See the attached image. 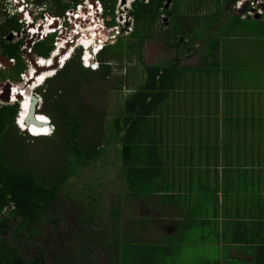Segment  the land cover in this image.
Masks as SVG:
<instances>
[{
	"label": "trees",
	"instance_id": "1",
	"mask_svg": "<svg viewBox=\"0 0 264 264\" xmlns=\"http://www.w3.org/2000/svg\"><path fill=\"white\" fill-rule=\"evenodd\" d=\"M27 1L32 2L36 7L45 6L52 16L60 17L80 3L79 0ZM118 1L100 0L105 19H110L107 26L111 29L116 26ZM167 2L168 0H134L129 11V15L134 20V30L128 35L133 42L125 45L123 43L125 41L119 40L117 44L109 46L111 48L120 47V49L123 45L127 46L130 50L129 56L133 52L139 53L146 40L149 39V33L153 32L155 25L159 22L158 20L167 16L169 18L173 16V20L177 19L175 28L179 27L178 23L183 24L185 28L167 29L168 37L165 38L169 49H181L182 52L172 62L158 65L143 63L145 67L143 76H146L144 81H141L138 89H134L133 93L127 97L123 108H119L116 112H109L117 114L120 111L118 118L114 120L111 136L106 134L109 117L106 119V112L97 111L94 107L85 106L82 102L85 88L90 87L95 80L110 78L111 61L115 57H106L102 54L108 47L99 55L101 67L98 70L85 68L81 63L82 52L78 50L75 56L62 69L57 70L55 75L38 90L43 98L40 114L49 117L55 127L52 137L35 138V140L44 139L50 143V146L45 145L44 147L45 153L51 154L45 170L28 164L23 158L28 144H25L14 133L17 129L15 121L19 106L0 107V264H85L80 257L88 260L93 249L87 247V254H81L83 251L76 252L77 246L85 243L86 245L92 243L105 245L110 264H157L156 260L161 255V247L155 246L158 244L147 246L149 242L142 240L141 234L146 220L139 218L135 212L137 211L135 205L138 201L145 203L153 198H161L162 202L173 203L171 200L173 196L163 192L165 183L159 169L162 164L159 157L162 153L156 142L158 120L154 115L158 112L164 115L166 112L164 106L165 102L170 99L169 92L177 96L179 95L177 91L182 90L183 94L187 95L186 92L192 85V78L188 76L191 73H195L191 75L193 79L202 75L199 78H206L209 83L213 79L220 80L218 75L223 74L225 75L223 82L225 86L228 82L237 85L239 77L235 73L238 64L229 63L228 60L223 63L216 62L219 57L218 53L221 51L218 42L208 44L204 55L200 53L202 62L206 66L204 69L180 66L176 60L181 54L192 57L189 53L194 40L186 36L193 33L194 29L184 21L192 19L190 23H194L191 17L193 6L185 11L184 6H179V2L174 3L172 0L166 10ZM194 2H188L187 6ZM181 11L184 16H181ZM217 12H219L218 21H221L223 8ZM2 16L5 18L0 21V52L3 57L16 59L17 62L13 69L0 70V80L19 81L20 75L26 70V65L21 58L22 42L14 43V40L10 41L9 37L14 32L19 33L23 25L19 22L18 15H9L6 11L0 10V17ZM241 26L243 29H250L257 35L264 36V14L259 20L250 16L242 19L236 15L233 32L239 30ZM140 30L144 32L143 36L139 35ZM226 37H233V33L226 29L224 38ZM55 38L56 35H52L37 43L34 47L35 55L50 59L55 48ZM185 38L189 41L183 44ZM260 47L264 48L263 45ZM195 53L197 54L198 51ZM208 57L213 58L215 62L210 65L205 63ZM209 59L207 61H210ZM140 61L143 62L142 59ZM11 70L13 72L7 75L6 72ZM122 81V78L117 79L118 83ZM206 81L204 82L208 83ZM250 120L253 119L247 116L246 121ZM88 127L90 128L87 131ZM86 133L89 134L88 137ZM90 140L95 142L90 143ZM112 144L116 146V159L122 162L120 176L123 186L116 198L111 199L109 214L103 216L102 211L99 210L101 213L98 217L95 212L103 204L102 196L95 191L101 186L98 184L97 188L90 190L70 184L74 177L79 176L81 169L89 168L101 161V157ZM158 161L161 163L159 164ZM128 197L129 205L123 206L122 203ZM67 201L72 205L70 210L75 209L71 212L75 217L78 212L88 210L85 207L87 201L88 207H91L87 217H92L102 226L101 234H106L107 228L112 225L113 235L111 234V237L108 236L106 239L91 233L86 234L84 243L78 242L77 239L73 244L66 245L67 248L59 251L42 249L39 240L42 237L43 226L45 224L46 227L48 224L57 225L59 221L57 216L62 213V206ZM95 205H98L97 209ZM81 216L84 217L83 214ZM21 248H28L27 251H32V257L27 258L22 255ZM48 252L57 255L48 257Z\"/></svg>",
	"mask_w": 264,
	"mask_h": 264
},
{
	"label": "rangeland",
	"instance_id": "2",
	"mask_svg": "<svg viewBox=\"0 0 264 264\" xmlns=\"http://www.w3.org/2000/svg\"><path fill=\"white\" fill-rule=\"evenodd\" d=\"M24 1L26 0H0V10L6 11V14H9V15L18 14L20 16L19 18L20 23L24 22L25 19L26 21H31L30 19L28 20V16H27L28 13H30V16L33 14L32 18L34 19L35 22L40 20L41 18L44 19L45 16H48V15L51 16L50 12L47 10L48 8H45V6H42V7L40 6V8L39 7L37 8L35 5H31L32 2H30L29 7L27 8L26 4L22 3ZM133 1L134 0H119L118 1V5L116 8V19H115L116 26L112 28L114 30L118 29L117 31L119 34L116 36H113L115 34H113L112 29L109 28L107 25L104 26L103 28L101 27L103 26L102 23H100L101 26H96L95 25L97 23L96 18H95L96 20L95 23L93 22L91 18L87 19V21L84 19L82 21H68L69 26L70 24H73L71 25L73 27H69V29L71 28L74 30L83 29L81 30V32L84 35L76 36L75 37L76 44L74 43L72 44V46L69 45V47H65L64 52H61L59 54L60 57L57 58V61H54L55 58H53L52 66H50L51 68L47 69L46 71H41L39 73V75L46 73L48 74V77H52L53 75H55L57 70L62 69V67L65 65V63L70 58L72 59L75 56V54L77 53L79 49L82 52L81 63L84 67H87L89 64L92 63V60H90L89 64L86 63L87 66H85V64L83 63V56L85 52H84V49L81 48L79 44H81V42L83 41H86L87 43H90L92 45L91 48H93V46L96 47V48H93V50L98 51L99 49L103 47L104 42L109 41V43L106 44L108 48H106V50L102 54L106 57H112V56L115 57V59H112L111 61L112 73L110 75V78L108 80H95L90 87H87L84 89L83 94H82V97H83L82 102L85 106H91V107H94V109H96L97 111L99 110V111L106 112V119L109 116L108 122H107V125H108L107 126L108 129L106 133L107 136H111L113 134V128H114L113 123H114V120L118 118L119 116L118 113L120 111L117 114H111L109 112L110 111L116 112L119 110V108H123L127 97L131 95V93H133L134 89L135 90L138 89V87L141 85V84L139 85L141 81H144L146 77V76H143L144 68H145L143 67L144 64L145 65H158V64H164L167 62H172L173 59H175V57L179 55V51H181V49L179 50L169 49L166 46V42H165V38L167 39L168 37V33L166 32L167 29H180V28L185 29L183 24H179V23H178L179 25L177 24V26L179 27L175 28L177 19L173 20L174 18L173 16H171L170 18L168 16L166 18L162 16L163 18H160L158 20L159 22L157 23V25H155L153 32L149 33V39L146 40L143 49L139 53L133 52V54L129 56L128 54H130L129 53L130 50L127 48V46H124L123 44H122L123 48L121 49L120 47H117V48L109 47V46L117 44L119 40L125 41L123 42L125 45L133 42L128 36L134 30V20L129 15V11L131 9V5ZM227 1L229 2V5H231L228 7L229 9L228 11L226 10V6L228 3ZM232 1L233 0H202L200 2L199 0H197L196 2H194L193 0H174V3L179 2V6H184L185 11L186 10L188 11V9L192 8L193 6L191 17L193 18L194 23H190V20L192 19H189V20L186 19L185 21L183 20L186 24L188 23L192 29H194L193 33H190L186 36L194 40L191 46L192 52L198 51L197 54L200 55V53H202L204 55L205 49L208 46V44H210L211 42L212 43L218 42L219 48L221 51L219 52V55H218L219 57L218 59H216V62L223 63L225 60H228L229 63L238 64L237 69H236L237 72L235 73L239 75L238 80H237V85L240 86L239 90L242 93H240L237 88L235 89L233 87V85L235 84L228 82L226 83L228 84L226 88L230 89L229 91L231 92L227 91L223 94V96H225L226 98L228 96L237 98L239 95L243 96L244 93L246 95L247 94L246 92L248 91L249 88L252 89V96H253V92L257 88L258 89L262 88L261 86L264 85V48L260 47L262 45L264 46V36L260 34L257 35L256 32H253L250 29H243L242 26L240 27L239 30L233 32L234 18H236V15L233 14V12H235L234 7L240 0H235L234 3ZM17 2H20L21 5H17ZM84 2L88 3V0H84ZM94 2L97 3L98 1L96 0ZM188 2L190 3L194 2V4H189L187 6ZM263 3H264V0H262V4ZM222 6L225 9L223 8V12H222L223 14H222L221 21H218L219 12L217 11L219 9L217 8L222 7ZM89 7H88V11H90V13L94 15L95 13L92 12L91 6ZM20 8L25 9L23 15H20L18 13L20 10H22ZM243 9L246 10V7H244ZM243 9L240 12L241 13L240 16L242 17V19H244V16L246 14V12H242L244 11ZM226 15L228 17H226ZM256 15H258V13L253 14V17H255ZM181 16H184L183 11H181ZM0 18H5V16H2ZM170 20H171V25H170ZM258 23L260 24V22ZM22 25H23V29H21L20 33H22L23 31H27L26 29L27 24H22ZM107 29H111V31L108 32ZM226 29L229 32L233 33V37L224 38V36L226 35ZM70 34H72V32L69 31L67 35H70ZM96 35H98L99 39H101L98 42V45H97V42L95 43ZM139 35L143 36L144 32L140 30ZM67 38L70 39L69 36ZM13 39L16 42H18L19 40V38H13ZM13 39L11 41H13ZM188 41L189 40L185 38L183 41V44H185ZM201 47H203L204 49H202ZM68 54H69V57H68ZM199 55L192 56L189 58H187L186 56H181V57L179 56V58H177L176 61L180 63V65H183V66H189V67L201 66L202 59ZM209 57L207 59H209ZM92 58L94 59V62L98 63V65L101 67V63L99 62V54L97 55L96 58L94 55H92L90 59ZM140 59H142L143 62H141ZM207 59L204 62L209 65L215 62L213 58H210L209 59L210 61H207ZM26 68H27L26 71H29L32 69L31 66L30 67L27 66ZM90 69L93 70L92 67H90ZM12 72L13 71L11 70V71L6 72V74L8 75V74H11ZM192 74L195 75V73H191L189 75H192ZM190 77L193 79V76H190ZM197 77H202V75H199ZM120 78H122L123 81L121 83H118L117 79H120ZM33 80L35 81V85L37 86L36 84L37 80L36 79H33ZM256 80H258V82H256ZM12 82H13L12 85H8L10 86L11 91H14L15 88H22V90L26 92L25 88H26L27 83L23 82L21 77L18 82L17 81H12ZM117 83L119 87L121 86V88H118V86L116 87ZM196 83L197 82H195V84ZM36 86H33V87H36ZM30 89H32L30 90V92L32 91L31 95H33V92L35 89L34 88H30ZM38 90L39 89L36 90L37 94H38ZM3 93H4L3 83H2V80H0V107L4 105L6 106L15 105V103L20 102V99H18L14 103L12 102V99L10 98V101H9L10 104H7V102L3 100V96H4ZM169 93H170V99L165 102V108L169 107L172 101L174 100V94L172 92H169ZM177 93L179 94L180 90H178ZM27 95L30 97V93H27ZM21 101L28 102L27 98H23ZM16 105H19L20 107L21 103H18ZM42 105H43V102H41V105L38 107L40 110L42 109ZM241 108L243 107L241 106ZM22 113L23 111L21 112V116H22ZM108 113L110 115H108ZM37 115H40V111L38 112ZM154 116L156 118H159V116H161V112H158ZM248 116L250 119H252L253 116L257 117V114L256 113L253 114L252 112V114ZM220 118H221V115L215 114L214 119L219 120ZM182 119H186L187 121L190 122L191 117H189V119H187L186 117ZM182 119L180 120L182 121ZM202 120L203 122L200 124L201 128L203 130H206L205 132L210 133L211 130L207 129L208 127L207 122H210V121L208 119H202ZM48 123L49 124L52 123V120L49 117H48ZM89 128L90 127H88L87 131L89 130ZM231 132L232 131H229V133ZM14 133L25 144H28V149L26 150V152H24L25 156L23 157L28 162V164L37 166L39 169L45 170V168L49 164V158L51 154L45 153L46 149L44 150V147L45 145L47 147L50 146V143L44 139L35 140V138H33V136H30L28 132L21 131L18 126H17V129L14 130ZM53 133L50 134V136L48 137H52ZM223 133L226 136L228 133V130H226ZM86 135L88 137L89 134L86 133ZM173 139L176 143V138L173 137ZM90 141H91L90 143L95 142L92 140ZM249 142H250V145H254L253 136H252V141L249 140ZM115 147H116L115 144H112L107 149L106 153L101 157V161H98L97 163H95L89 168L81 169L79 176L74 177L71 181L72 184H70L71 186L78 185L80 188L84 187L85 189L88 188L90 190L92 189L94 190L95 188H97L98 184L101 186L100 188L97 189L98 191L97 190L95 191V193H97L99 196H102V204H103L100 209L98 208V205L94 206L95 209L98 208L95 212L98 217L100 216L101 211H102L103 216H107L109 214V210L111 209V199L114 197L116 198L117 193L122 191L123 180H122V177L120 176V168H121L122 162L116 159V152H115L116 148ZM239 154L240 155L242 154L250 155L247 152H240ZM83 180L84 182L81 183V181ZM80 183H81V186H80ZM170 196H173L171 200H174L175 203H172V204L166 203L165 205L167 207H172V208L177 206L178 207L177 210L179 211H181L183 206H188V203L190 201L189 195L185 193H177L175 195H170ZM128 200H129V197L126 200H124V203H122L123 206L129 205ZM160 200L161 198L159 199L153 198L151 201H146L145 203L143 201H138L136 203L137 205H135L137 208V211L135 212L137 214L139 213L138 216H140V218L145 216L144 219L146 218V224L144 225L141 237L143 241L149 242L147 246L159 244L157 243V242H160V239H159L160 237L158 236L159 233L157 231V227L160 228L158 221H162V222L166 221L164 220L167 218L165 216L168 215L169 217V214H171L170 216H172L173 215L172 213L175 212V210H167V208L165 212L160 210L159 209V205H161ZM71 207L72 205L69 201L63 204L62 213L60 215H63V217H65L66 219L63 221V224L61 227L54 228V226L49 225V224L47 225V227H46V224L45 226H43L42 237L39 240L40 242L39 244L42 249L50 250L53 248L52 250L59 251L60 249L62 250L64 248H67L66 245L73 244L74 242L73 239L71 240L69 239V241H67L66 243V239L68 238L70 234L68 232L69 227L66 226V224L67 222H71L73 220V217H75V215L71 213L72 211H75V209L70 210ZM85 207H87L88 210L90 211L91 207H88L87 201H86ZM88 210H85V211L83 210L81 212H78L77 215L83 214L85 219L89 218L87 217L89 215ZM161 214L165 216H161ZM60 215L57 216V219L62 218V216ZM197 215H198V220H199L198 225H196L194 229L188 230L186 234H183V239L178 240L173 237L172 239L170 240L168 239L165 242L166 243L165 247L170 252V255L168 257L163 255L160 261V264H200L203 261V257H205V259H210L212 262L218 259V256L216 255V253L212 252L211 247H209V245H205L204 243L205 241L203 242L201 240L202 232L200 229V221L202 220L201 215H205V213L199 212L198 210ZM68 216L71 217V220H68ZM79 225L80 224H78L77 229L79 228ZM96 225L97 227H91L90 231L92 233L94 232L98 233L99 231L103 230L102 226H100L99 223H96ZM127 226L130 227V225H127ZM110 230H111V225L106 230L107 235L110 234ZM53 236H54V239L51 238ZM77 239L78 237L75 238V240ZM165 243H162L161 245H155V246L162 247L163 244ZM27 249L28 248H21L20 252L22 255L26 256L27 258H31L32 251H27ZM99 249H103V248H99ZM78 251L79 250H76L77 253H79ZM50 255L53 256L57 254L48 252V257H50ZM104 255H105V251L103 250L101 252V255L99 256L98 264H110L109 261L105 260ZM80 259L81 261L83 260L85 264H88L90 262V259L85 260V258H82V257H80ZM94 260L95 258L93 259V261ZM90 264H93V263H90ZM233 264H241V263L236 261Z\"/></svg>",
	"mask_w": 264,
	"mask_h": 264
},
{
	"label": "crops",
	"instance_id": "3",
	"mask_svg": "<svg viewBox=\"0 0 264 264\" xmlns=\"http://www.w3.org/2000/svg\"><path fill=\"white\" fill-rule=\"evenodd\" d=\"M228 7L227 3V11ZM189 54L199 55L192 51ZM181 56L189 58L187 54ZM205 67L202 62L190 68ZM224 76L218 75L220 80L211 79L210 84L206 78L192 79L187 95L180 90L171 105L164 106L167 112L157 118L155 137L162 153V164L158 163L165 183L163 192L190 197L181 211L160 200V210L175 212L169 217L162 212L161 216L167 218L158 221L157 243L161 245L173 237L183 239V234L198 225L199 210L205 213L200 221L201 240L218 256L214 262L203 257L200 264H264V85L253 96L249 88L246 95L226 98L223 94L230 89L223 84ZM233 87L242 93L239 85ZM254 111L257 117L246 121ZM215 114L221 118L214 119ZM184 117H191L190 122ZM202 119L210 121H206L210 133L201 128ZM252 136L254 145L249 142ZM165 245L160 248L157 264L163 255H170Z\"/></svg>",
	"mask_w": 264,
	"mask_h": 264
},
{
	"label": "built area",
	"instance_id": "4",
	"mask_svg": "<svg viewBox=\"0 0 264 264\" xmlns=\"http://www.w3.org/2000/svg\"><path fill=\"white\" fill-rule=\"evenodd\" d=\"M26 1L22 3L26 4L28 8L30 4L29 2H26ZM94 1L96 0H92V1L88 0V3H85L84 0H79L80 3L74 9L67 11L66 14L62 17L48 15V16H45L44 19L41 18L40 20L35 22L34 19L32 18L33 14L31 16H30V13L27 14L28 20L29 19L31 20V21H27L23 23V24H27V27H26L27 31H23L22 33H20L21 32L20 31L19 32L20 34L16 32L13 33L14 38H19L18 41L22 42L21 58L23 62L25 63L26 67L27 66L32 67L31 70L24 71L20 75V77L22 78V81L27 83L25 90L27 88H34L37 90L39 87L35 85V81L33 82V79H32L33 75L38 74L37 69L34 66V63H36L37 66H43L42 62L44 61L43 59L35 55L34 47L36 46L37 43L46 39L49 34L55 32L57 33V37L55 38V42H54V46L56 48L55 53H61L65 49V47H69V45L72 46V44L74 43L76 44V41H75L76 36L84 35L81 32V30L83 29H75V30L72 28L69 29V27H73L71 26L73 24H70L69 26L68 21H82L83 19L87 21V19L91 18L93 22L95 23L96 22L95 18H96L97 23L95 25L101 26L100 23H102L103 24L102 27L106 26L107 23L110 22L109 18L105 19L104 17V10H103L100 0H97L98 1L97 3H95ZM246 5L249 9L248 14L253 15L256 13V11H259L260 6L262 5V0H241L237 3L235 10H237L238 12ZM89 6H91L92 12L95 13L94 15L90 13V11H88ZM69 31L72 32L73 35L72 34L67 35ZM68 36L70 37V39L67 38ZM15 42L16 41H14V43ZM55 53L52 54V58H54ZM16 62H17L16 59H9L8 64L11 65V67H14L16 65ZM0 69H5V66L3 64H0ZM2 83H3V90L5 91L6 87L8 85H12L13 82H11L10 80H7ZM33 86H36V87H33Z\"/></svg>",
	"mask_w": 264,
	"mask_h": 264
},
{
	"label": "flooded vegetation",
	"instance_id": "5",
	"mask_svg": "<svg viewBox=\"0 0 264 264\" xmlns=\"http://www.w3.org/2000/svg\"><path fill=\"white\" fill-rule=\"evenodd\" d=\"M2 19L3 18H0V21H2ZM0 57L1 58H4L6 62H9V59L3 57V55L1 54V52H0ZM13 68L14 67H12V69ZM6 69H11V65L7 64V68ZM35 95L42 99V101H40V103H39V106H40L41 105V102H43V98H42L41 95H39V93L37 94V91H35ZM9 99H10V95H9ZM19 126L21 127L20 129L26 130L27 132L30 133V135L34 136L33 134H31V127H27L26 124H25V121H24V126H22L20 124H19ZM50 134H51V131L49 132L48 135H50ZM39 137H41V136H39ZM136 210H137V208H136ZM137 215H139V213ZM60 216H62V218L58 219L59 221H58L57 225L54 226V228L55 227H61L62 224H63V221L66 219L65 217H63V215H60ZM138 217L140 218V216H138ZM144 217H142L141 219L146 220V218L144 219ZM68 220H71V217L70 216H68ZM96 222L97 221L95 219H92V218L89 217V220H88L87 218L85 219L84 217H81V215H77V217H73V220L71 222H67V224H66V226L69 227V231L68 232L70 233L69 236H68V238L66 239V243H67V241H69V239L70 240L73 239L74 242H75L76 241L75 240L76 237H78V239H79L78 242L84 243L83 240L85 239V235L92 233L90 231L91 230V227H97ZM78 224H80V225H79V228L77 229ZM143 227H144V225H143ZM142 231H143V229H142ZM112 233H113L112 230H110V234L109 235H107V234H101V231H99L98 233H95L94 235H100L101 237L108 239L107 237L108 236L111 237V234ZM52 238L54 239V236ZM87 247L93 249V252L90 253V255H91L90 258H89L90 259V262L88 264H90V263L98 264L99 256L101 255V252L103 250L105 251V255H106V256L104 255L105 260L106 261H109L108 260L109 254H108L107 247L105 245H103L101 243H99V244H93L92 243V244L86 245V243H85V244H82L81 246H77V249L80 252L83 251L81 254H87L88 253V249L86 250ZM99 248H103V249H99ZM80 249H83V250H80ZM94 258H95V260L93 261Z\"/></svg>",
	"mask_w": 264,
	"mask_h": 264
},
{
	"label": "clouds",
	"instance_id": "6",
	"mask_svg": "<svg viewBox=\"0 0 264 264\" xmlns=\"http://www.w3.org/2000/svg\"><path fill=\"white\" fill-rule=\"evenodd\" d=\"M241 1V0H240ZM28 2V1H27ZM17 5H21L20 4V2H17ZM237 5V4H236ZM236 5H235V7H236ZM229 6H231V5H229ZM103 7V6H102ZM234 7V8H235ZM244 7H246V10L245 9H243ZM242 9L244 10V11H242V12H246V14H245V16H244V19L247 17V16H250V17H252V18H256L257 16H262L263 14H264V3L260 6V8H259V11H256V13H258V15H256L255 17H253V15H249L248 14V12H249V9H248V7H247V5L246 6H244ZM20 9H22V10H20L18 13L20 14V15H23V13H24V11H25V9L24 8H20ZM74 9V8H73ZM241 9V10H242ZM104 10V9H103ZM241 10L240 11H238L237 12V10H235V12H233V14L234 15H237V16H240V12H241ZM232 12V11H231ZM255 13V14H256ZM104 14H105V12H104ZM15 15H18V14H15ZM19 16V15H18ZM52 16V15H51ZM20 17V16H19ZM241 17V16H240ZM24 22H27L26 21V19H25V21ZM24 22H22V24L24 23ZM102 27V26H101ZM103 28V27H102ZM116 30V29H115ZM114 29H112V32H113V34H115V35H113V36H116V35H118L119 33H118V29L115 31ZM107 31L109 32V31H111V29H107ZM105 33V32H104ZM111 33V32H110ZM13 35V34H12ZM52 35H56V37H57V33H51V34H49L48 35V37L49 36H52ZM13 38H14V36H13ZM14 40V39H13ZM99 37H98V35H96V37H95V43L97 42V45H98V42H99ZM109 43V41L108 42H104L103 43V47L101 48V49H99L97 52H95L93 55L95 56V58L97 57V55L99 54L100 55V53H102V51L107 47L106 46V44H108ZM105 44V45H104ZM80 45V47L81 48H83L84 49V52L86 53L87 52V49H86V47L85 46H83L82 44H79ZM113 46V45H112ZM55 47V46H54ZM93 48H96V47H94L93 46ZM93 48H89L90 50H92L93 51ZM55 49L56 48H54V51L52 52V54H54L56 51H55ZM65 50V49H64ZM64 50L62 51V52H64ZM80 50V49H79ZM52 54H51V57H50V59H44V58H41V59H43L45 62H51L52 61V63H53V58H52ZM37 56V55H36ZM84 56H85V54H84ZM84 56H83V63L85 64V66H87L86 65V62L84 61ZM58 57H60V55H57L56 57H54L55 58V60L54 61H57V58ZM40 58V57H39ZM13 59V58H12ZM71 59V58H70ZM69 59V60H70ZM68 60V61H69ZM89 60H92V63L91 64H89L87 67H85V68H90V67H92V69L93 70H98V68L100 67L99 65H98V63H95L94 62V59L92 58V59H89ZM67 61V62H68ZM66 62V63H67ZM66 63H65V65H66ZM0 64H3L4 66H5V69H0V70H6V68H7V64H8V62H5V63H2V62H0ZM64 65V66H65ZM34 66H35V68L37 69V73L39 74L41 71H44V69H49V66L47 65V68H45V67H42V66H37V64L36 63H34ZM63 66V67H64ZM62 67V68H63ZM40 69H43V70H41V71H39ZM26 70H27V68H26ZM25 70V71H26ZM45 70V71H46ZM39 76H41V75H39ZM54 76V75H53ZM52 76V77H53ZM49 78H51V77H47L45 80H44V82L41 84V85H39V87H38V89H40L41 87H43L44 85H45V83H46V81L49 79ZM3 82V81H2ZM12 82V81H11ZM18 82V81H17ZM9 91V95H10V98L11 97H13V92L11 93V90H10V86H7L6 87V89H5V91H4V93H3V95L5 96V95H7V92ZM34 94H35V91L33 92ZM4 96H3V98H4ZM12 99V98H11ZM18 99H20V101L23 99V95L21 96V97H19ZM9 101H10V99H9ZM15 103V102H14ZM18 103H20V102H17V103H15V105L16 104H18ZM7 104H10L9 102H7ZM19 106V105H18ZM21 107H22V103H21V106L19 107V113H18V116H17V118H16V121H15V124L19 127V128H21L20 126H19V124H18V121H19V116H20V114H21ZM38 110L40 111V109L38 108ZM51 125H52V123H51ZM21 131H23V132H26V130H22V129H20ZM29 133V132H28ZM30 134V133H29ZM52 134V133H51ZM32 136V135H31ZM48 136H50V135H47V136H41V137H48ZM41 137H34L33 136V138H41Z\"/></svg>",
	"mask_w": 264,
	"mask_h": 264
},
{
	"label": "bare ground",
	"instance_id": "7",
	"mask_svg": "<svg viewBox=\"0 0 264 264\" xmlns=\"http://www.w3.org/2000/svg\"><path fill=\"white\" fill-rule=\"evenodd\" d=\"M101 40V39H100ZM99 40V41H100ZM81 44L83 45V46H85L86 47V49H87V52L85 53V56H84V61L88 64L89 62H90V58L92 57V55L95 53V52H97V51H95V50H90L89 48H91V44L90 43H87L86 41H83V42H81ZM60 53H55V56L54 57H56L57 55H59ZM68 57H69V54H68ZM63 59V58H62ZM43 64H45V65H43ZM43 66L42 67H45V68H47V65L49 66H52V61L50 62H44L43 61ZM49 66V69L51 68ZM48 77V74H46V73H44V74H42L41 76H39V74H35V75H33V78L32 79H36L37 81H36V84H37V86H39V85H41L43 82H44V80L46 79ZM34 81V80H33ZM18 87V86H17ZM36 90V89H35ZM13 92V97H11L12 98V102H16V100H18V98L19 97H21L22 95H23V98H27V100H28V102H23V101H20V103H22V107H23V109L21 110V112L23 111V113H22V116H21V114H20V116H19V121H18V123L20 124V125H22V126H24V120H25V117H26V114H27V111H28V108H29V105H30V103H31V97H32V95L30 94V97L27 95V93L24 91V90H22V88H15V90L14 91H11V93ZM33 95H34V93H33ZM37 116V119L39 120V121H41V122H43V123H47V124H49L48 123V117H46V116H44V115H36ZM50 125V124H49ZM46 126V125H45ZM23 130V129H22ZM27 132V131H26ZM49 132H50V129H48L47 127H45V128H39V127H35V126H31V134H33L34 135V137L36 136V137H39V136H46V135H48L49 134ZM30 135V134H29ZM31 136V135H30Z\"/></svg>",
	"mask_w": 264,
	"mask_h": 264
},
{
	"label": "water",
	"instance_id": "8",
	"mask_svg": "<svg viewBox=\"0 0 264 264\" xmlns=\"http://www.w3.org/2000/svg\"><path fill=\"white\" fill-rule=\"evenodd\" d=\"M171 2H172V0H168V2L166 4V7H165L166 9L169 8ZM232 2L234 3L235 0H233ZM260 18H261L260 16H257L255 19L259 20ZM12 39H13V35H11L9 37V40L10 41ZM0 62L5 63L6 61H5L4 58H1L0 57ZM41 70H43V69H40L39 71H41ZM45 70L46 69H44V71ZM30 90H32V89L27 88L26 89V92L32 94V91L30 92ZM3 100L6 101V102H9V91L7 92V95L4 96ZM40 101H42L41 98H39L35 94L32 95V97H31V103L29 105V108H28V111H27V114H26V117H25V120H24L25 121V124H26L27 127H31V126H35V127H39V128H45V127H47L48 129H50L51 133H53L55 131V127L53 125H49L47 123H43V122H41V121H39L37 119V116L36 115L39 112L38 107H39ZM21 109H23V107H21Z\"/></svg>",
	"mask_w": 264,
	"mask_h": 264
}]
</instances>
